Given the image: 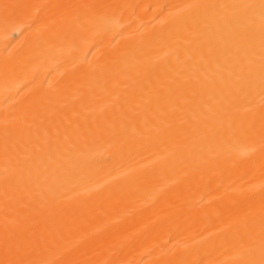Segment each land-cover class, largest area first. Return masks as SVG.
Masks as SVG:
<instances>
[{
    "label": "bare ground",
    "instance_id": "bare-ground-1",
    "mask_svg": "<svg viewBox=\"0 0 264 264\" xmlns=\"http://www.w3.org/2000/svg\"><path fill=\"white\" fill-rule=\"evenodd\" d=\"M0 264H264V0H0Z\"/></svg>",
    "mask_w": 264,
    "mask_h": 264
}]
</instances>
